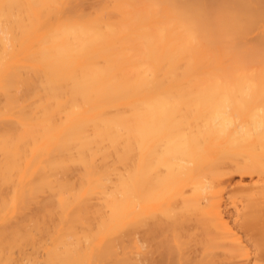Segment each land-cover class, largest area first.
<instances>
[{
	"label": "bare ground",
	"instance_id": "bare-ground-1",
	"mask_svg": "<svg viewBox=\"0 0 264 264\" xmlns=\"http://www.w3.org/2000/svg\"><path fill=\"white\" fill-rule=\"evenodd\" d=\"M0 264H264V0H0Z\"/></svg>",
	"mask_w": 264,
	"mask_h": 264
}]
</instances>
